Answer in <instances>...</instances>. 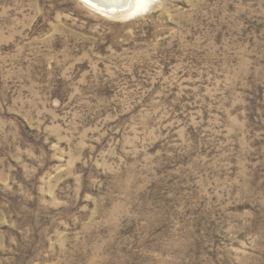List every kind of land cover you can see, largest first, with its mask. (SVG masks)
I'll return each instance as SVG.
<instances>
[{
    "label": "rangeland",
    "instance_id": "rangeland-1",
    "mask_svg": "<svg viewBox=\"0 0 264 264\" xmlns=\"http://www.w3.org/2000/svg\"><path fill=\"white\" fill-rule=\"evenodd\" d=\"M143 6L0 0V264H264V0Z\"/></svg>",
    "mask_w": 264,
    "mask_h": 264
},
{
    "label": "bare ground",
    "instance_id": "bare-ground-1",
    "mask_svg": "<svg viewBox=\"0 0 264 264\" xmlns=\"http://www.w3.org/2000/svg\"><path fill=\"white\" fill-rule=\"evenodd\" d=\"M146 1L147 0H88V2H86L84 0H81V2L87 5L88 7H91L97 11L100 10V13L101 12L106 13L108 16L115 15L117 17L129 16V15L132 16L133 14L135 15V13L138 12L139 10H143V7H144L143 5H146ZM127 2H128V6L126 5L127 7L122 10H115V9H110V10L105 9L104 10L103 8H101V6L114 5L117 3L119 6H122V5H125ZM92 3H95V4H92ZM146 8L144 10H146Z\"/></svg>",
    "mask_w": 264,
    "mask_h": 264
},
{
    "label": "water",
    "instance_id": "water-1",
    "mask_svg": "<svg viewBox=\"0 0 264 264\" xmlns=\"http://www.w3.org/2000/svg\"><path fill=\"white\" fill-rule=\"evenodd\" d=\"M86 2H88V0H84ZM92 4H95V3H92ZM128 6V2L125 4V5H122V6H119L118 3L117 4H114V5H108V6H101V8H103L104 10H110V9H115V10H122V9H125L127 6Z\"/></svg>",
    "mask_w": 264,
    "mask_h": 264
}]
</instances>
